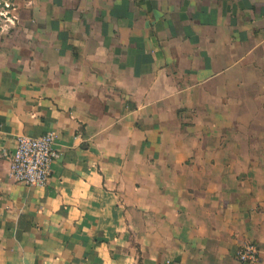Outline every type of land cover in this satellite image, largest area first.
Instances as JSON below:
<instances>
[{"label": "crops", "instance_id": "crops-1", "mask_svg": "<svg viewBox=\"0 0 264 264\" xmlns=\"http://www.w3.org/2000/svg\"><path fill=\"white\" fill-rule=\"evenodd\" d=\"M0 31V264H264V0H24ZM56 134L44 188L16 137Z\"/></svg>", "mask_w": 264, "mask_h": 264}, {"label": "built area", "instance_id": "built-area-1", "mask_svg": "<svg viewBox=\"0 0 264 264\" xmlns=\"http://www.w3.org/2000/svg\"><path fill=\"white\" fill-rule=\"evenodd\" d=\"M9 8L8 4H5ZM2 13L0 12V17ZM18 21L16 16H12ZM12 19L8 21L14 24ZM56 134L48 132L38 138L16 137V148L10 156L9 176L14 182L28 188H44L51 177L52 164L57 158L54 144ZM237 259L243 264H259V250L254 244L242 246Z\"/></svg>", "mask_w": 264, "mask_h": 264}, {"label": "rangeland", "instance_id": "rangeland-1", "mask_svg": "<svg viewBox=\"0 0 264 264\" xmlns=\"http://www.w3.org/2000/svg\"><path fill=\"white\" fill-rule=\"evenodd\" d=\"M8 4L9 8L5 7ZM25 7L24 0H0V12L2 13L0 17V31L8 33L14 26H17V21H14L12 16H16L18 19ZM8 19H12L14 24L10 23Z\"/></svg>", "mask_w": 264, "mask_h": 264}]
</instances>
